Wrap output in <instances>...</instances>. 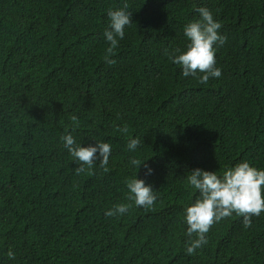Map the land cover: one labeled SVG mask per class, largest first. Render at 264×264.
<instances>
[{
	"label": "trees",
	"instance_id": "1",
	"mask_svg": "<svg viewBox=\"0 0 264 264\" xmlns=\"http://www.w3.org/2000/svg\"><path fill=\"white\" fill-rule=\"evenodd\" d=\"M125 3L132 23L109 64L107 10ZM198 7L228 38L207 84L166 55L185 49ZM69 132L109 143L106 168L77 172ZM241 161L264 169V0H0V264H264V212L247 226L234 212L186 252L189 172ZM136 172L155 190L151 208L129 199ZM117 204L128 212L106 216Z\"/></svg>",
	"mask_w": 264,
	"mask_h": 264
},
{
	"label": "clouds",
	"instance_id": "2",
	"mask_svg": "<svg viewBox=\"0 0 264 264\" xmlns=\"http://www.w3.org/2000/svg\"><path fill=\"white\" fill-rule=\"evenodd\" d=\"M128 5L115 10L108 9V27L103 32V37L109 45L106 49L105 61L114 64L110 57L114 49L118 47L120 40L125 37V28L131 21V12L127 11ZM200 19L188 22L183 33L187 38L185 49H175L166 53L173 64L180 66L183 77L198 78L199 83L207 84L210 79H218L222 70L216 66V50L227 43V36L220 33L221 23L214 18L213 13L207 7H198ZM72 132L78 127V119L72 116ZM118 131L127 133L124 126ZM64 148L73 157L74 162L79 163L77 172L84 170V165L93 167L96 160L101 166L108 164L111 155V145L103 141H95V144L82 146L69 132L61 137ZM139 138L128 140L127 149L135 152L140 145ZM149 160V159H148ZM132 158L129 163L139 169L143 165L145 175H151L153 169L147 161ZM186 177L187 184L198 192L194 202L184 209V222L187 225L186 252L192 255L207 243L206 234L214 223L231 216L234 212L243 217L245 225L251 222V216H259L264 212V169H258L247 161H241L218 175L216 171L193 169ZM126 187L129 191V199L135 205L142 208H151L157 200L152 185L144 179L135 177L128 180ZM129 205L117 204L105 212L108 217L121 216L128 212ZM195 238L193 239V235ZM10 259L15 258L14 252L9 249L7 253Z\"/></svg>",
	"mask_w": 264,
	"mask_h": 264
}]
</instances>
